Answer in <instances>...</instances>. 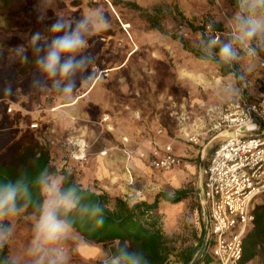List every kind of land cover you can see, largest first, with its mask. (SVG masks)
Segmentation results:
<instances>
[{
	"label": "rangeland",
	"instance_id": "1",
	"mask_svg": "<svg viewBox=\"0 0 264 264\" xmlns=\"http://www.w3.org/2000/svg\"><path fill=\"white\" fill-rule=\"evenodd\" d=\"M24 1L47 20L63 16L74 22L98 9L111 23L106 31L89 38L87 51L95 57L91 68L97 78L88 83L83 80V73H78L74 77L76 90L62 94L37 69L18 74L21 57L33 52L32 33L8 27L0 14V138L13 136V129L21 130L19 134L31 129L41 142L48 143L53 166L70 171L81 186L96 188L100 187L98 179L83 165L95 151L97 155L105 147L115 145L122 152L125 146L135 152H149L148 144L153 140L180 141L184 153L179 166L155 169L142 158L145 164H135L138 175L132 169L134 181L130 183L141 192L158 188V182H164L162 186L169 194L178 188L187 190L180 205L168 203L159 209L161 227L173 238L176 248L169 264H180L177 252L197 244L203 226L198 184L200 162L206 161L211 150L207 145L210 137L206 132V108H217L238 97L252 98L264 84L260 62L264 48L255 40L234 39L239 31L237 17L244 14L239 0H131L153 13L164 32L152 27L140 11L124 3L114 5L111 0ZM174 5L186 20L205 27L204 36L212 38L217 53L224 42H233L238 53L237 76L221 74L215 61L196 56L173 37L182 35L189 45L212 53L202 41L201 30L188 27ZM250 14L264 20V8L258 7ZM217 22L219 29L215 31L213 23ZM250 47H256L255 55ZM37 78L47 87H34L32 82ZM9 84L13 95L5 96L3 88ZM192 134H196V141L189 139ZM50 179L60 186L61 175ZM136 197L128 200H146V195ZM260 203H264V196L257 201ZM7 218L11 223L7 240L12 264H50L54 249L59 250L63 264H97L100 260L109 264L108 251L102 244L84 241L72 228L60 240L37 251L33 241L39 216L20 210ZM200 264H214V260Z\"/></svg>",
	"mask_w": 264,
	"mask_h": 264
},
{
	"label": "trees",
	"instance_id": "2",
	"mask_svg": "<svg viewBox=\"0 0 264 264\" xmlns=\"http://www.w3.org/2000/svg\"><path fill=\"white\" fill-rule=\"evenodd\" d=\"M114 5L124 3L125 5L140 11L149 21L150 25L164 32V28L153 13L148 12L135 1L131 0H111ZM20 4H24L21 8ZM179 17L187 23L191 29H199L202 32V41L205 46L212 49V53L198 49L189 45L182 35H175L185 48L193 52L196 56L212 59L217 64L221 74L233 73L238 75V64L235 60L225 61L217 53L218 47L212 43V38L205 37V27L196 26L193 22L186 20L185 16L178 11ZM0 14L6 25L11 28H18L34 33L40 31L47 34L48 26L52 20L44 19L38 21L41 16L24 0H0ZM215 25V28H214ZM219 23H213V30ZM28 62L20 59L17 72L24 75L36 69L34 53L27 55ZM1 124V122H0ZM264 128V123L261 124ZM13 129V136L5 135L0 138V186L8 181H15L23 176L29 185L30 199L18 197V211L23 210L28 214L40 216L41 205L44 195L36 185V179L42 172H47L50 176L61 175L60 188L66 190L75 187L80 197V205H92L100 203L103 207V225L97 224L99 217H93L91 212L83 213L79 207L65 214L60 213L62 219H67L71 228L75 230L86 242L102 244L108 251L109 264H123L122 249L142 253L150 264H169L170 256L176 251L173 238L168 236L160 224L161 215L159 211V201L164 200L168 203H177L187 197L185 188L174 190L173 194L159 191L152 202L147 200H137L130 202L121 196H111L106 191H93L81 186L72 173L64 168L58 170L51 163L50 147L47 142L43 143L31 129ZM0 224L10 229V220L7 216L0 218ZM206 228L202 226L197 244L186 246L177 252L180 264H200L209 263L213 259L206 252L204 241ZM257 259V264H264V203L256 204L254 207L253 227L247 233L243 241V254L240 264H246ZM11 247L6 240L3 247H0V264H12ZM97 264H104L102 260Z\"/></svg>",
	"mask_w": 264,
	"mask_h": 264
},
{
	"label": "built area",
	"instance_id": "3",
	"mask_svg": "<svg viewBox=\"0 0 264 264\" xmlns=\"http://www.w3.org/2000/svg\"><path fill=\"white\" fill-rule=\"evenodd\" d=\"M264 69V58H260ZM12 107H8V111ZM206 132L221 135L207 162L199 169V202L206 225V252L214 264H240L243 241L253 227L254 207L264 195V84L252 98L238 97L217 108H206ZM157 133H162L159 128ZM196 141V134L189 136ZM127 138H124L126 141ZM128 182L134 181V153L160 170L178 166L182 157L171 142L153 140L149 152L124 147Z\"/></svg>",
	"mask_w": 264,
	"mask_h": 264
},
{
	"label": "clouds",
	"instance_id": "4",
	"mask_svg": "<svg viewBox=\"0 0 264 264\" xmlns=\"http://www.w3.org/2000/svg\"><path fill=\"white\" fill-rule=\"evenodd\" d=\"M239 6L244 14L237 17L239 31L234 37L237 41L255 40L259 47L264 48V20L256 18L254 13L258 7L264 8V0H239ZM38 21H44L43 16L37 17ZM110 18L98 9L82 15L74 22L66 20L63 16L57 18L48 26L47 35L36 31L31 35L35 67L46 80L52 81L51 87L62 94H71L78 87L74 77L83 73V80L91 83L97 77L91 65L95 57L87 51L89 38L93 34L106 31L110 27ZM256 47H250L253 55ZM218 55L225 61L235 60L238 56L231 40L226 41L219 48ZM22 61L27 63L29 57L23 55ZM33 86L42 89L47 87L39 78L35 79ZM3 95L12 96L13 88L6 85ZM36 185L46 197L41 205L40 216L35 226V239L33 244L37 251L44 245L52 244L66 236L71 228L67 219H62L60 213L65 214L77 209L83 213L91 212L97 219L98 225H103V207L100 203L92 205H80V197L75 187L66 190L50 179L47 172H42L36 179ZM29 185L21 176L15 181H8L0 186V218L14 214L18 211V197L30 199ZM9 229L0 224V247L6 242ZM54 258L50 264H63L59 250H53ZM123 264H150V261L142 254L122 249Z\"/></svg>",
	"mask_w": 264,
	"mask_h": 264
},
{
	"label": "crops",
	"instance_id": "5",
	"mask_svg": "<svg viewBox=\"0 0 264 264\" xmlns=\"http://www.w3.org/2000/svg\"><path fill=\"white\" fill-rule=\"evenodd\" d=\"M207 134H209V137H210L207 145L209 147H211V150H210L209 156L206 158V161L204 163L200 162V167L202 165H204L207 162L208 158L210 157V155H211V153L215 147L214 143H217V142L219 143V141L222 138L221 135L216 134L215 132H209ZM165 135H167L166 132H165ZM165 142H171L172 146H173L174 153L183 157V153H184L183 145L180 141L174 140V142H173V141L169 140V141H165ZM148 147H149V149L151 148V143L148 144ZM101 151H102V153L97 154V155H95V153H96V151H95L91 156H88L89 157L88 162L83 163L85 171L89 172L90 175L92 177H94L95 179H98L97 183H99L100 187L99 188H96L94 186H84V187L89 188L93 191H97V192L106 191L112 195L121 196L127 200L130 199L132 196L136 197L137 195L142 194V195H146V200L149 202L153 201L155 195L159 191H165L166 192L165 186H162V185H165L164 182L156 183L158 185V188H154V190H151V189L148 190L147 189L146 192H141V190H138L137 188H135L134 186H132V184H130L128 182V175L123 169L125 163L127 162L125 153L122 152L120 149H117L115 147V145H110L108 147H105ZM205 153H207V152H205ZM144 160H147V159H144ZM130 164L132 166L134 175L137 176L138 175L137 170H134L135 164H138L141 166L142 164L144 165L145 163H144L142 158H139L138 156L133 155L131 160H130ZM200 167H199V169H200ZM78 182L81 183V181H78ZM201 188H202V186H201V180H200V176H199L198 198H199ZM262 196H264V195H262ZM180 203H182V201H179V202L174 203V204L180 205ZM166 204H168V202H166L164 200H160L158 203L159 209H163V207L166 206ZM199 214H201L200 202H199ZM201 218H202L203 226L206 228L203 217L201 216ZM201 229H202V227H201ZM253 261L257 262V259H255Z\"/></svg>",
	"mask_w": 264,
	"mask_h": 264
}]
</instances>
